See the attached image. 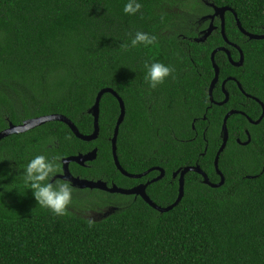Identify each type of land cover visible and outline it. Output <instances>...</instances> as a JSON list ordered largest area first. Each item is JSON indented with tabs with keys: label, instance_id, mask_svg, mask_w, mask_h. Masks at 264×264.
Masks as SVG:
<instances>
[{
	"label": "trees",
	"instance_id": "16d2710c",
	"mask_svg": "<svg viewBox=\"0 0 264 264\" xmlns=\"http://www.w3.org/2000/svg\"><path fill=\"white\" fill-rule=\"evenodd\" d=\"M141 2V12L131 16L123 11L125 0H0V132L10 123L59 114L90 135L94 118L89 111L99 92L111 88L127 110L117 142L121 166L131 174L162 168L166 176L151 184L148 195L168 207L178 198L173 174L181 168L199 165L212 183L221 181L215 159L229 110L245 112L254 121L262 114L233 81L227 84L229 103L211 105L212 52L226 47L233 60L240 53L226 44L220 21L205 43H196L198 32L207 27L202 17L212 12L211 4L229 7L245 31L264 35V0ZM136 31L155 35L156 43L131 47ZM226 35L242 49L245 65L235 67L227 54L217 53L220 78L214 100L224 98L221 83L233 77L264 102V40L245 36L231 12ZM153 62L174 68L156 88L145 81V64ZM100 111V135L93 142L78 139L61 122L0 142V264H264V119L252 126L246 116L233 115L219 160L225 184L212 188L190 172L184 198L167 213L141 198L128 203L132 198L101 191L72 202L73 208H119L100 221L87 218L85 207L69 206L65 216L40 207L20 174L37 154L58 157L60 173L64 158L98 149L95 161L87 167L71 164V173L109 186L132 185L118 170L109 140L119 101L105 94ZM248 127L251 143L243 146L237 140H248Z\"/></svg>",
	"mask_w": 264,
	"mask_h": 264
},
{
	"label": "water",
	"instance_id": "95a60500",
	"mask_svg": "<svg viewBox=\"0 0 264 264\" xmlns=\"http://www.w3.org/2000/svg\"><path fill=\"white\" fill-rule=\"evenodd\" d=\"M210 6L213 9V14L206 16L202 19V21L203 20L204 21L205 20H211L210 25L206 30L202 31L200 37H197L195 39V42L196 43H205L209 39V37L213 34V32H215L218 29L215 26L214 22H215L216 18H219L221 21V33L223 35V38H224L226 44L231 46V47L236 48L240 53V60L238 62H236L235 60H233L230 50H228L226 47L217 48L212 52L211 60L213 63V68L215 70V78L210 85L209 94H210V100H211L212 104H214L215 100L213 98V92H214V89L216 88L217 84L219 83V78H220V68L215 61V57H216L217 53L224 52L225 54H227L229 61L235 67H242L244 65V62H245V56H244L242 49L240 47H238L237 45H234L233 43H231L229 41V39L227 38V35H226V15H227V13L231 12L234 14L240 31L245 36H247L250 40H264V35H254V34H250L247 31H245L243 29L241 23L239 22L238 18H237L236 12L233 9H231L229 7H218L215 4H211ZM229 81L236 82L239 85V87L242 89V85L235 78L226 79L223 82V92L226 96V99L223 103L218 104L219 106L225 105L229 101V93L225 88L226 84ZM105 94L113 95L119 101L120 107H121V116L119 117V120H118V123L116 126V130H115L114 136L112 138V152H113L114 161H115V164H116L118 170L123 175H125L129 178H135V179H140L143 176L148 175L149 173H151L154 170L160 171L161 174L157 178H155L154 180L148 182L146 185L136 187L135 189H132V190L122 189L115 184L112 185L111 187H109L108 183L101 181V180L90 181L87 179H81L80 177H75L71 173L70 165L72 163H76L80 166H86V164L88 162L95 161L97 159V156H98V149H95L92 152L85 154V155L80 154L78 156H73V157H69V158L64 159L63 160V173L61 175H59L58 178L70 182L74 188H78L80 190L89 189V190H99V191H103V192H108L110 194L129 195V196L135 195L137 197L142 198L149 206H151L153 209H155L156 211H158L161 214H164V213L171 211L172 209H174L175 207H177L180 204V202L182 201V199L184 198V195H185V177L190 172H195V173L200 174L204 178V183L206 185L212 187V188H215V189L220 188L225 184V176L221 172V170L219 169V160H220V155L225 151L227 144H228V141H229L228 120L232 115L239 113V112H235V111L227 114L225 119H224L222 131H221L222 146L219 149L217 156H216V159H215L216 173L221 178V181L219 183H215V184L212 183L210 181L208 175L203 171V169L199 165H197L195 167L181 168L173 174L174 179L179 177V195H178L177 200L172 205H170L168 207L158 206L156 203H154L151 200V198L149 197V195L147 194V191H146L147 187L150 184L159 182L160 180H162L166 176V173L162 168H153V169H150L147 172L140 174V175H129L121 166V163L119 161L118 154H117V142H118V135H119L120 126L122 125V123L125 119V116H126V106H125L123 99L120 97V95L115 90H113L111 88H106V89H103L99 92V94L96 98L95 105L89 111V113L94 118V132L90 135L86 136V135L81 134V132L79 131L77 126L68 117H66L64 115L53 114V115H47V116H42V117L26 120L21 125H14V124L10 123L9 127L7 129L0 132V142L9 136L25 134V133H28L32 130H35L36 128H39L43 125L51 123V122H61V123L66 124L71 129V131L74 133V135L82 141H85V142L96 141L100 135V113H101L100 104H101V100ZM257 101L260 102L259 100H257ZM261 104L263 106V115L260 118V120L258 122H254V124H259L264 119V104L263 103H261ZM248 135H249V133H248ZM239 141L240 140H238V142ZM250 143H251V136L249 135L248 141L243 143L242 145L247 146ZM249 178H251V177H249ZM115 211H116L115 208H111L109 211H107L106 214H102V216H103V218H106L109 215L113 214Z\"/></svg>",
	"mask_w": 264,
	"mask_h": 264
},
{
	"label": "clouds",
	"instance_id": "9594fccd",
	"mask_svg": "<svg viewBox=\"0 0 264 264\" xmlns=\"http://www.w3.org/2000/svg\"><path fill=\"white\" fill-rule=\"evenodd\" d=\"M143 8L141 0H125L123 11L127 15L135 16ZM157 37L145 31H136L131 39V47L154 45ZM147 73L145 81L151 88L165 82L174 68L161 62L145 64ZM58 157L53 158L46 154L32 156L22 169L24 183L34 195L40 207L51 210L56 216L68 214L69 206L73 202V186L70 182L57 178L59 172Z\"/></svg>",
	"mask_w": 264,
	"mask_h": 264
},
{
	"label": "flooded vegetation",
	"instance_id": "af4514ba",
	"mask_svg": "<svg viewBox=\"0 0 264 264\" xmlns=\"http://www.w3.org/2000/svg\"><path fill=\"white\" fill-rule=\"evenodd\" d=\"M213 14V9H212V12H211V14H209V15H212ZM208 15V16H209ZM217 21H220V19L219 18H216V20H215V22H214V24H216V22ZM206 22V24H207V27L204 29V30H206L208 27H209V25H210V22H211V20H206L205 21ZM221 22V21H220ZM203 24V23H202ZM218 29L216 30V31H218L219 29H220V26H217V25H215ZM203 29L201 30V31H199L198 32V37H200V35H201V33H202V31H204ZM184 39L186 40L187 38L184 36ZM195 40V39H194ZM231 43H233L234 45H237L238 47H240L238 44H236V43H234V42H231ZM231 47V46H230ZM232 48H234V47H232ZM228 49V48H227ZM235 50H237L236 48H234ZM229 50V49H228ZM238 51V50H237ZM231 52V51H230ZM239 52V51H238ZM240 60V57H239V59L238 60H235L236 62H238ZM244 65H245V62H244ZM243 65V66H244ZM242 66V67H243ZM240 68V67H239ZM229 78H233V77H229ZM228 79V78H227ZM237 80V79H236ZM238 81V80H237ZM239 82V81H238ZM236 83V82H235ZM240 84H241V82H239ZM219 84V83H218ZM217 84V85H218ZM228 84V83H227ZM227 84H226V90H227ZM237 84V83H236ZM242 85V84H241ZM217 87V86H216ZM221 88V91H222V94H223V96H224V98L222 99V100H220V101H215V103L214 104H212V102L210 101V103H211V105L213 106V105H216V106H219L218 104H220V103H223L224 101H225V99H226V96H225V94H224V92H223V82L221 83V86H220ZM237 87L239 88V90L242 92V94H243V96L246 98V99H252V100H254L255 102H257L260 106H261V108H262V114H261V116H260V118L262 117V115H263V106H262V104L261 103H263L264 104V102L261 100V99H259L257 96H253V95H251V94H249V93H247L245 90H244V88H243V85H242V89L239 87V85L237 84ZM216 90V88L214 89V91ZM228 91V90H227ZM228 93H229V101H230V98H231V94H230V92L228 91ZM213 94H214V92H213ZM214 98V97H213ZM257 100H259L260 102H258ZM124 101V100H123ZM229 101H228V103H229ZM125 103V102H124ZM227 103V104H228ZM226 105V104H225ZM126 106V105H125ZM211 106V107H212ZM222 106H224V105H222ZM221 106V107H222ZM119 107H120V103H119ZM239 112L238 114H241V115H243V116H246L247 117V120H248V122L252 125V126H258L259 124H261V123H259V124H254V122H258L259 120H260V118L258 119V120H256V121H254L251 117H249V116H247V114H245V112H242V111H238V110H235V109H232V110H229V112H227L226 113V115L227 114H229L230 112ZM226 115H225V117H226ZM235 115V114H234ZM121 116V107H120V114H119V116H118V120H119V117ZM126 116H127V110H126ZM126 116H125V119H124V121H123V123H122V125L124 124V122H125V120H126ZM233 116V115H232ZM231 116V117H232ZM230 117V118H231ZM229 118V119H230ZM225 119V118H224ZM118 120H117V122H116V125H115V128H114V132H113V136H114V133H115V130H116V126H117V123H118ZM204 120H207V118L205 117L204 118ZM229 121V120H228ZM223 123H224V121H223ZM122 125L120 126V129H119V135H120V130H121V127H122ZM78 128V127H77ZM193 130H208V128H196L195 126H193ZM220 130H222V128L220 129ZM228 130H229V128H228ZM244 130H246V134H247V137H248V139H249V135H250V132L248 131V130H250V127H248V128H244ZM248 133H249V135H248ZM119 135H118V139H119ZM113 136L109 139L110 140V142H112V138H113ZM251 136V135H250ZM99 138V137H98ZM98 140V139H97ZM239 140V139H238ZM237 140V141H238ZM248 141V140H247ZM247 141H244V142H242V141H239L240 143H241V145L243 144V143H245V142H247ZM239 143V144H240ZM244 146V145H243ZM95 150V149H94ZM90 153V152H89ZM83 155H85V154H83ZM78 156V155H77ZM71 157H73V156H71ZM69 158V157H68ZM64 159H66V158H64ZM63 159V160H64ZM63 160H62V165H63ZM88 163H92V162H88ZM88 163L86 164V166H83V167H87L88 166ZM72 164H76V163H72ZM70 168H71V165H70ZM156 168H159V167H156ZM153 169V168H152ZM126 171V170H125ZM127 172V171H126ZM152 172H159V174H161L160 173V171H158V170H154V171H152ZM151 172V173H152ZM63 173V167H62V171L60 172V173H58L57 174V178H58V176L59 175H61ZM129 175H140V174H131V173H129V172H127ZM151 173H149V174H151ZM143 174V173H142ZM149 174L148 175H146V176H143L142 178H140V179H135V178H130L131 180H133V183H132V185L131 186H127V187H124V188H122V187H120V188H122V189H125V190H132V189H135L136 187H139V186H142V185H146L148 182H150V181H152V180H154L155 178H157L158 176H159V174L157 175V176H154L153 178H151V179H146V177H148L149 176ZM125 176V175H124ZM76 177V176H75ZM125 177H127V176H125ZM127 178H129V177H127ZM145 178V179H144ZM58 179H60V178H58ZM174 179V178H173ZM176 180H178L179 181V177L178 178H176ZM71 184V183H70ZM115 183H112V185H114ZM112 185H110L109 187H111ZM115 185H117V184H115ZM118 186V185H117ZM151 186V184L147 187V189H146V191H147V194H148V188ZM119 187V186H118ZM73 189H78V188H74L73 187ZM88 190V192L89 193H92V192H94V191H99V190H89V189H86L85 191H87ZM101 192H103V191H101ZM106 193H108V192H106ZM110 194V193H109ZM122 196H126V197H130V198H132V200L130 199V202H128V203H132L133 201H136L138 198H140V197H137V196H135V195H122ZM142 199V198H141ZM109 208L111 209V208H115L116 210H118L119 208L117 207V206H111V205H109ZM108 208V209H109ZM107 213V211L104 213V214H106Z\"/></svg>",
	"mask_w": 264,
	"mask_h": 264
},
{
	"label": "rangeland",
	"instance_id": "374dc122",
	"mask_svg": "<svg viewBox=\"0 0 264 264\" xmlns=\"http://www.w3.org/2000/svg\"><path fill=\"white\" fill-rule=\"evenodd\" d=\"M201 10H202V8H201ZM178 13H181V10H179ZM202 19H203V17H202ZM78 190H80V189H78ZM77 194H79V195H77ZM88 195H90L89 192H88V190L87 191L80 190V192L79 191L78 192H73V197L76 198L77 200H83V198H85L84 200H87V197H89ZM92 203L93 204H96L94 201H92ZM72 205L73 204L70 205L71 210H80V208L82 207L83 210L86 209L85 210V216L87 218H89V219L96 220V221L102 220L103 219L102 214H104L106 212L105 209L99 211V210H96V209L95 210L92 209L91 206H86L85 207L84 205L74 207L75 208L74 209ZM84 207H85V209H84Z\"/></svg>",
	"mask_w": 264,
	"mask_h": 264
}]
</instances>
